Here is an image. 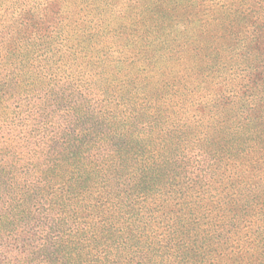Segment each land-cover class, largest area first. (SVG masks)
<instances>
[{
	"label": "trees",
	"instance_id": "obj_1",
	"mask_svg": "<svg viewBox=\"0 0 264 264\" xmlns=\"http://www.w3.org/2000/svg\"><path fill=\"white\" fill-rule=\"evenodd\" d=\"M145 1L112 25L110 0H0V106L24 129L0 136V264H222L248 219L251 188L236 192L240 212L216 206L194 155L264 139V0H224L194 41L171 38L193 24L188 0ZM192 50L216 75L237 58L248 86H218L215 106L239 132L208 151L184 105L149 89L161 63ZM203 99L188 100L198 122Z\"/></svg>",
	"mask_w": 264,
	"mask_h": 264
},
{
	"label": "rangeland",
	"instance_id": "obj_2",
	"mask_svg": "<svg viewBox=\"0 0 264 264\" xmlns=\"http://www.w3.org/2000/svg\"><path fill=\"white\" fill-rule=\"evenodd\" d=\"M146 2L145 0H110L113 11L117 13L108 10L107 13L115 19L106 20V24L114 25L115 20L122 19L123 16L129 14L127 12L144 6ZM180 3L184 6L181 14L186 13L188 17H191L193 24L190 25L185 32L181 31L184 27H179L171 35V38L176 36L194 41L195 36H198L197 29H202L204 26L203 24L211 20L212 15H215L213 11L221 9V4L224 3V0H188L186 2L180 1ZM194 8L196 11L192 16ZM97 12V10H94V13L97 14ZM217 19L220 20V18ZM84 47H86V45ZM93 51L94 50L89 49L87 46V55H93ZM197 54L198 52L196 50H192L185 57H182L180 62H175L171 59V61H164L171 62L166 66L161 63L163 68H161L160 71H156V73L152 75L153 77L148 79L150 82L149 89L162 91L163 105H171L173 109L178 108V105H184L185 108L180 112L179 117H185L184 120L193 119V121L198 123L199 127L197 128V134L199 132L202 133L201 138L205 140L204 142L208 151L211 148L210 146H212V140H214V138L220 141L229 133H237L236 135H238L239 132L237 130L238 127H235L232 123L227 124V120H223L222 111L215 106V102L218 101L216 95L219 91L218 86L221 88V86L229 85L227 89H237L240 80H242L240 84H242L243 87L247 89L248 86L245 85L247 84L245 78L240 79V77L244 75V67L238 65L239 60H237V58L231 59L230 56L225 57L224 60H230L227 64L228 66H224L223 68L220 64L221 68L225 70L219 75H216L212 73V71H214V68H211L212 65L203 64L202 61L193 58ZM161 56H163L164 59L171 58L166 53L161 54ZM81 58L82 57H80V59ZM129 59L133 60L131 58ZM159 62L162 61L159 60ZM202 67L204 69L200 76L199 73ZM191 71L193 72L192 76L190 75ZM80 72H82V69H80ZM181 75L185 76L187 79L181 77ZM176 77L177 81L181 83V85L177 87L173 83ZM197 77L202 79L201 83L196 82ZM233 80L238 82L231 83ZM144 83L145 81L143 84ZM183 86L186 89L180 90ZM199 94L201 98H204L203 100L206 105L202 114L199 115L200 122H198L197 117L195 118L188 103L190 99H198ZM211 100L213 107L208 105ZM216 105H218V103ZM7 106L8 104H5L4 107L0 106V136L2 140L14 135L19 136L20 133L24 131V129L17 128L16 125L12 123V108H7ZM196 145L197 143L192 141V154L196 153ZM235 149H237V147H235ZM204 154H195L194 156L200 157L203 155L201 157L202 164L208 169L210 173L209 176H212L207 182L209 185L207 190L216 195V199L214 200L217 202L216 206L228 209L232 214L240 212L234 204H238V199L235 200L236 196L238 197L236 192L239 188L244 186L251 188L249 202L252 205L241 211L242 215L245 214L248 216V219L243 218V220L238 223L240 226L239 229L234 231L231 242L222 253V264H264V139L260 144L252 145L246 142L244 150L240 152L235 151L230 155L219 151L216 157L217 159H214L213 153L206 154L205 156ZM193 166L197 167L198 164H193ZM191 169L193 170V168ZM211 170H213V172ZM216 179L218 182L214 181ZM226 186L236 189L228 192L229 198L224 200L225 195L223 190ZM204 203H207L206 199ZM227 205L228 207L226 208Z\"/></svg>",
	"mask_w": 264,
	"mask_h": 264
}]
</instances>
